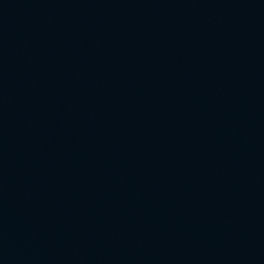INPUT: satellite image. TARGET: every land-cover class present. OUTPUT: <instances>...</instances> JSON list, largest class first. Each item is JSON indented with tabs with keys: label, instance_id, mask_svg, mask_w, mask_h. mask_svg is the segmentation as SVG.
Segmentation results:
<instances>
[{
	"label": "water",
	"instance_id": "95a60500",
	"mask_svg": "<svg viewBox=\"0 0 264 264\" xmlns=\"http://www.w3.org/2000/svg\"><path fill=\"white\" fill-rule=\"evenodd\" d=\"M0 264H264V0H0Z\"/></svg>",
	"mask_w": 264,
	"mask_h": 264
}]
</instances>
